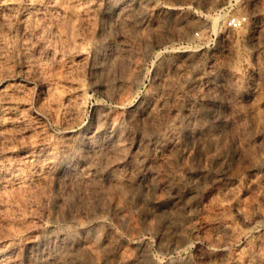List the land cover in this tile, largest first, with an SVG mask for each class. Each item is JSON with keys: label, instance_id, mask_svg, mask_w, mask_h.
<instances>
[{"label": "rangeland", "instance_id": "374dc122", "mask_svg": "<svg viewBox=\"0 0 264 264\" xmlns=\"http://www.w3.org/2000/svg\"><path fill=\"white\" fill-rule=\"evenodd\" d=\"M8 1L0 264H243L237 252L264 238V221L226 251L216 235L236 204L248 219L264 211V0H95L90 19L63 20V35L48 18L23 25L27 0L12 12ZM200 119L212 141L198 137ZM94 133L104 153L91 161Z\"/></svg>", "mask_w": 264, "mask_h": 264}, {"label": "bare ground", "instance_id": "6f19581e", "mask_svg": "<svg viewBox=\"0 0 264 264\" xmlns=\"http://www.w3.org/2000/svg\"><path fill=\"white\" fill-rule=\"evenodd\" d=\"M18 0H11V1H8L9 3H5L4 2V5L7 6L8 10H12L15 5H16V2ZM95 0H27V4H26V10L28 11L27 12V15L22 17V22L24 23L23 25H26L27 23H29L31 20H35V22L37 23L39 21H42L43 19H46L48 18V20L53 24V27H54V31L55 33L57 34H60V35H63V30H62V22H64L63 20L65 19H70V20H74V19H77L79 17L81 18H87V19H90L91 16L93 15V13L96 11V5H95ZM98 5V4H97ZM100 7V6H99ZM179 8L178 7H174L173 8V11L174 12H178ZM12 12V11H11ZM258 13V12H256ZM255 13V14H256ZM11 14V13H10ZM263 15V14H262ZM11 17V16H10ZM258 20V19H257ZM69 21V20H68ZM43 22V21H42ZM253 22V21H251ZM262 22V21H261ZM21 23V22H20ZM49 23V22H48ZM264 23V22H262ZM41 24V23H40ZM245 24L246 23H243L237 30H240V29H243L245 27ZM249 24V23H247ZM252 26V24H251ZM40 27V26H39ZM253 27V26H252ZM64 28V26H63ZM254 28L258 31H260L261 33V29H262V26L259 25V24H255L254 25ZM253 30V29H251ZM229 31L232 32V29L229 28ZM257 31V32H258ZM264 31V29L262 30ZM28 32V31H27ZM26 32V33H27ZM25 33V32H24ZM25 33V34H26ZM67 33V32H66ZM233 33V32H232ZM256 33V32H255ZM56 34V35H57ZM258 33L257 35H254L252 36L251 38V41H249L251 43V47L255 50L259 47L257 46H260L259 44L261 43L259 41V38L261 37H258ZM263 37V36H262ZM65 39V38H64ZM262 41V39H260ZM262 45V44H261ZM263 46H264V42H263ZM257 47V48H256ZM26 48L27 52H28V48L27 47H24ZM23 48V50H24ZM263 48V47H262ZM260 48V49H262ZM239 50V49H238ZM262 51V50H261ZM260 52V51H259ZM243 55V54H242ZM239 56V55H238ZM42 58V57H41ZM237 58V57H236ZM255 59V58H254ZM240 60V59H238ZM42 61V60H41ZM36 63V62H35ZM250 63V62H249ZM32 64V62H31ZM101 64H102V61H101V58L100 60H97L96 62V68H101ZM251 64V63H250ZM237 65V64H236ZM40 66V65H39ZM43 67V66H42ZM235 68V67H234ZM237 68V67H236ZM235 68V69H236ZM249 69V68H248ZM44 70V69H43ZM45 71V70H44ZM50 85V84H49ZM2 90V89H1ZM48 91L50 93H53L54 90H53V87L50 86L48 87ZM3 92V91H2ZM4 93H6V91H4ZM3 93V94H4ZM257 93V92H256ZM8 95V94H7ZM11 95V94H10ZM256 96V95H255ZM6 98V97H5ZM11 99V98H10ZM8 103H10V101H8ZM221 105V104H220ZM210 106V105H209ZM149 107H146V109H148ZM219 108V107H218ZM221 108V106H220ZM8 109V108H7ZM211 109V108H210ZM221 111H223V109H220ZM49 111L50 112H54V109L52 108H49ZM257 112V111H256ZM261 113V112H260ZM258 114V113H257ZM144 115H145V120L146 121H150V120H155V116L151 115V114H148L146 112H144ZM256 115V114H255ZM262 115V114H260ZM260 115H256L257 116V119L258 120H261L262 117ZM196 116V115H195ZM264 116V115H263ZM11 118V117H10ZM202 118V117H201ZM204 118V117H203ZM214 120L219 123L220 125L222 126H228L232 123V120L229 116L225 115V114H222V113H216L214 115ZM256 118V117H255ZM13 119V118H12ZM264 119V117H263ZM197 120V119H196ZM204 120V119H203ZM202 119L199 120V123H198V126H197V133L199 134L198 137H201V141L202 143H206L207 141H212L214 138H208L206 139V129H205V122L206 121H203ZM13 123V121H10ZM198 122V121H197ZM208 122V121H207ZM264 122V121H263ZM17 123V122H16ZM216 123V124H217ZM260 123V122H259ZM262 123V122H261ZM21 124V123H20ZM233 126V125H232ZM20 127V126H19ZM209 127V125H208ZM222 128V127H221ZM228 128V127H227ZM194 129L196 130V128L194 127ZM209 130V129H208ZM224 132V131H223ZM99 134V133H98ZM193 134V132H192ZM196 134V133H194ZM209 134V133H207ZM99 137V136H98ZM96 133L90 135L88 137V140H89V144L88 146H86V149L87 151L90 152V158H91V161L96 157L100 156L102 153H104V151L102 152V148L101 147H104V146H101L98 141V138ZM101 137V136H100ZM199 139V138H198ZM118 142V141H117ZM85 144V143H84ZM117 144V143H116ZM115 144V145H116ZM118 148H120L121 144H118L117 145ZM116 146V147H117ZM177 146V145H176ZM112 147V146H111ZM175 147V146H174ZM115 148V147H114ZM83 149V148H82ZM116 149V148H115ZM85 151V152H87ZM87 152V153H89ZM73 159V158H72ZM63 169V168H62ZM73 170V169H72ZM67 171V170H66ZM74 171L76 170H73L72 172L74 173ZM70 173V172H69ZM68 173V174H69ZM65 174V173H63ZM67 174V175H68ZM71 175V174H70ZM73 175V174H72ZM76 180L77 181H83L84 179H87L90 175V171L88 170V168L86 169H83L82 168V171L79 172L78 174H76ZM94 176V175H93ZM43 179V174H38V180H41ZM134 178L132 176H130L128 178V182H133ZM241 203V202H240ZM220 210H225L224 207H220ZM243 208L241 206V204H236L235 206V213H236V221H233V220H226L223 222V225H221V230H220V233L221 234H217L216 235V239H217V242H218V246L220 248H223L225 251L228 250L229 245L230 243H232L235 239H236V236L238 235L239 231H244L245 230H249V231H254L256 228H257V224L260 220L264 221V211L263 210H258L256 211V214L254 215L253 218L251 219H248L247 216H245L244 212H243ZM239 224V225H238ZM219 230V229H218ZM219 232V231H218ZM249 235V234H248ZM262 237V236H261ZM215 240V239H214ZM239 241V240H238ZM237 242V241H236ZM255 242V241H254ZM235 243V242H234ZM249 245V242L247 243ZM234 245V244H233ZM244 245V244H243ZM242 245V246H243ZM248 245L245 244V246L242 247V249L237 252V257L239 260H241L243 262V264H264V238H259L256 240V242L254 243V249H251L250 247H248ZM223 250V251H224ZM239 250V249H238ZM57 252H60V251H57ZM228 252V251H227ZM233 252V251H232ZM235 252V253H236ZM60 254V253H59ZM58 254V255H59ZM122 254V253H121ZM53 254H51V257H52ZM57 255V254H55ZM53 255V257L55 256ZM223 255V254H222ZM229 255V254H228ZM62 257V256H61ZM124 257H125V254L123 255H119V261L121 263L124 262ZM231 257V256H230ZM229 257V258H230ZM236 257V256H235ZM236 257V258H237ZM58 256L54 257L53 258V263L51 261L52 264H57V263H60V261L58 262ZM223 258V256H222ZM221 258V259H222ZM235 259V258H234ZM219 260V259H218ZM220 263V261H218ZM232 261V260H231ZM216 262V261H215ZM237 262V261H236ZM235 262V263H236ZM234 263V264H235ZM217 264V263H216ZM221 264H231L228 257L222 259L221 261Z\"/></svg>", "mask_w": 264, "mask_h": 264}, {"label": "built area", "instance_id": "2783aa9c", "mask_svg": "<svg viewBox=\"0 0 264 264\" xmlns=\"http://www.w3.org/2000/svg\"><path fill=\"white\" fill-rule=\"evenodd\" d=\"M246 21H247L246 17H243V18H232L229 21V27L232 28V29H238Z\"/></svg>", "mask_w": 264, "mask_h": 264}]
</instances>
